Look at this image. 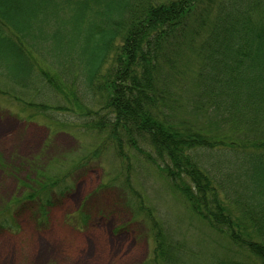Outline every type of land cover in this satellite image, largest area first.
I'll return each mask as SVG.
<instances>
[{"label": "trees", "instance_id": "obj_1", "mask_svg": "<svg viewBox=\"0 0 264 264\" xmlns=\"http://www.w3.org/2000/svg\"><path fill=\"white\" fill-rule=\"evenodd\" d=\"M0 94L56 131L88 132L93 162L109 148L118 169L102 188L120 193L104 198L126 194L149 220L153 264H181L182 250L160 236L133 171L264 264V0H0ZM79 161L72 176L92 160ZM46 172L31 182L50 194L15 213L63 195L70 171Z\"/></svg>", "mask_w": 264, "mask_h": 264}, {"label": "rangeland", "instance_id": "obj_2", "mask_svg": "<svg viewBox=\"0 0 264 264\" xmlns=\"http://www.w3.org/2000/svg\"><path fill=\"white\" fill-rule=\"evenodd\" d=\"M94 144L88 132L56 131L36 109L0 94V264L155 262L160 242L149 220L132 217L136 209L131 207L130 196L114 195L119 198L114 201L104 198L106 192L108 196L120 193L112 187L102 188L118 168L109 148L102 151L99 162H93L88 152ZM84 155L92 161L81 175L72 176L73 163L81 164ZM43 168L52 179L70 171L72 177L64 185L63 195L56 193L59 185L53 189L51 206L40 211L37 202L31 201L15 213L14 204L32 192L39 191L41 198L50 194V189L31 182ZM132 173L133 184L151 209L160 236L169 235L182 250L181 264H259L190 212L159 176L145 171L137 178Z\"/></svg>", "mask_w": 264, "mask_h": 264}]
</instances>
